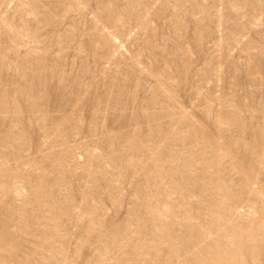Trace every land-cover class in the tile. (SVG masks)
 Instances as JSON below:
<instances>
[{"label":"rangeland","instance_id":"1","mask_svg":"<svg viewBox=\"0 0 264 264\" xmlns=\"http://www.w3.org/2000/svg\"><path fill=\"white\" fill-rule=\"evenodd\" d=\"M0 264H264V0H0Z\"/></svg>","mask_w":264,"mask_h":264}]
</instances>
